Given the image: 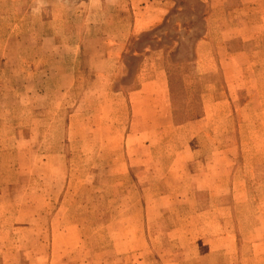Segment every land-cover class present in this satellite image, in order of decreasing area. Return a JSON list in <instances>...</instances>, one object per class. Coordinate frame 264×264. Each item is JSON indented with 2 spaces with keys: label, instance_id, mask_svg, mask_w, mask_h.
<instances>
[{
  "label": "rangeland",
  "instance_id": "rangeland-1",
  "mask_svg": "<svg viewBox=\"0 0 264 264\" xmlns=\"http://www.w3.org/2000/svg\"><path fill=\"white\" fill-rule=\"evenodd\" d=\"M199 1L0 0V264H264V0Z\"/></svg>",
  "mask_w": 264,
  "mask_h": 264
},
{
  "label": "crops",
  "instance_id": "crops-1",
  "mask_svg": "<svg viewBox=\"0 0 264 264\" xmlns=\"http://www.w3.org/2000/svg\"><path fill=\"white\" fill-rule=\"evenodd\" d=\"M204 4H206L208 6V8L210 9V12H209V15H208V18H207V32H206V40L208 39L207 37L208 36H212L214 34V24L212 23V20L214 19V17L217 15L218 16V13L220 12L219 10V7L218 5H221L223 6V1L224 0H201ZM229 1H232V0H225L224 2L225 3H229ZM242 6L241 4L239 5V7L237 8H232V9H229L230 11H232L234 14L236 13V11H240L242 9H249L250 8V3L248 0H242ZM151 28V26L149 27ZM147 32V31H145ZM145 32H142V33H145ZM141 33V34H142ZM134 35H132V33H130L128 35V38L126 40V43L130 41V39L133 37ZM202 42H204V40H202ZM200 42L199 45L202 43ZM125 43V45H126ZM160 52H154V53H151L146 59L147 60H151V58L154 56V55H159ZM158 77L157 78H152L150 79L148 82L144 83L143 84V87L141 89V92H153L155 96H158L157 95V90L160 89L162 91V93L164 94H167L169 98H171V93H170V85H169V80H168V75L166 73V69H164V71H160L158 72ZM204 119V118H203ZM175 122V121H174ZM191 124V123H190ZM174 127L178 128L182 125H178L177 123H174L173 124ZM158 128L155 130V133L157 132ZM128 134L126 133L125 135H123V141L125 140L127 142V147H124L123 146V149H122V155L121 154H118L117 152H114V156H113V165L114 167L117 168V173H122L123 176L119 177V175H114L115 179H121V178H127V177H130V173L133 172V163H132V160L130 159V155H132V151H129L128 148L130 149V143L128 145V142L129 141V136L126 137ZM146 136H151L150 137V140H149V143L148 141H146L145 143V146H139V150L143 149L145 151H147V155L146 157H143L144 159H139V162H141L140 166L141 169H140V172H143L144 174L145 173H149V174H152L151 176H148L149 179H152V180H156V179H161L162 176H155V174H157V172L159 171V166H160V163H161V160L160 158L158 157L159 156V152H158V147L154 141V137H155V134L153 135L152 133L148 132L146 133ZM127 139V140H126ZM125 142V143H126ZM113 150H119V148H113ZM121 153V152H119ZM121 169V170H118V169ZM143 178H146L145 176H143ZM211 212V209L209 208L208 210L204 211V212H201L202 214H206V213H209ZM201 214V215H202ZM143 233H144V238L147 239V234H146V227L144 226L143 227ZM141 240V238H140ZM220 240H226L224 237L223 238H220ZM231 241V240H230Z\"/></svg>",
  "mask_w": 264,
  "mask_h": 264
},
{
  "label": "trees",
  "instance_id": "trees-1",
  "mask_svg": "<svg viewBox=\"0 0 264 264\" xmlns=\"http://www.w3.org/2000/svg\"><path fill=\"white\" fill-rule=\"evenodd\" d=\"M201 4H204L201 0L199 1ZM169 16L167 17V19L165 20V23L167 22V21H169ZM204 19H206V17L204 18ZM165 25V24H164ZM163 25V26H164ZM160 30H162L163 29V27L161 26V28H159ZM159 29H157V30H159ZM145 35H148L147 33L146 34H143L142 35V37L143 36H145ZM175 38H179V37H175ZM202 38H204V37H202L201 36V40H202ZM199 39V40H200ZM133 40V39H132ZM181 44V43H180ZM150 47V46H149ZM161 49H164L163 47H161ZM165 50V49H164ZM165 52V51H164ZM195 61H196V56L194 55V63H195ZM166 69V73H167V75H168V80H169V85H170V93H171V99H172V102L174 101V75L172 74V72L170 71V69H169V67H166L165 68ZM173 104V107H174V103H172ZM201 109H202V106H201ZM173 117H174V121H175V123H177V124H179V123H183V122H189V121H194V120H196V119H198V117L199 118H203L204 117V111H203V109H202V111H200V113L199 114H197V116H193V117H189V118H187V119H185V120H178V118H177V114H176V111H175V109H173Z\"/></svg>",
  "mask_w": 264,
  "mask_h": 264
}]
</instances>
